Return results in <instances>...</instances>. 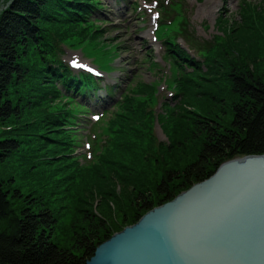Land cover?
I'll list each match as a JSON object with an SVG mask.
<instances>
[{
  "label": "trees",
  "instance_id": "1",
  "mask_svg": "<svg viewBox=\"0 0 264 264\" xmlns=\"http://www.w3.org/2000/svg\"><path fill=\"white\" fill-rule=\"evenodd\" d=\"M93 1L11 0L0 16V125L15 129L0 136V166L14 155H21L26 143L29 154L23 158L27 167L24 171L32 174L38 184L49 185L48 190L59 188L54 173L60 166L68 165L55 164L59 155L51 151L46 139L54 130L47 125L49 118L40 114V123L33 121V110L39 112L49 97L47 90L56 93L54 86L43 87V81L55 79L51 73L48 76L43 72L47 68L45 56L54 51V35L82 37V32H76L78 21ZM244 14L235 28L225 32L221 49L212 50L208 69L190 75L193 81L185 86L190 91L188 97L161 118L168 144L160 146V154L143 151L152 121H145L141 114L131 118L136 122L132 126H140L134 127L135 131L125 127L119 147L109 153L111 160L119 156L120 165L107 178L116 176L122 181L133 164L146 169L151 168L150 161L155 166H165L163 175L151 188L141 184L128 195L131 213L125 215V221L128 216L129 225L210 179L226 162L264 155V72H258L264 62V8ZM206 47L205 43L199 49L210 52L211 46ZM177 112L180 114L175 115ZM221 115L230 120H223ZM128 137L140 143L129 141L124 148ZM55 147L58 153L61 148ZM192 147V161L181 168L166 169L170 156L182 155ZM107 168L108 164L96 167L89 181L103 179L100 172ZM40 171L42 175L49 173L39 177ZM142 181H146L144 177ZM86 190L83 186L78 190L68 232L61 238L62 201L49 191L53 207L44 200L41 205V199L26 198L23 207L15 208L14 199H20L21 194L11 191L0 177V264H87L97 248L111 239L115 229L105 218L80 208ZM68 239L71 246L65 245Z\"/></svg>",
  "mask_w": 264,
  "mask_h": 264
},
{
  "label": "rangeland",
  "instance_id": "2",
  "mask_svg": "<svg viewBox=\"0 0 264 264\" xmlns=\"http://www.w3.org/2000/svg\"><path fill=\"white\" fill-rule=\"evenodd\" d=\"M10 2L11 0H0V16ZM109 2L110 0H102V4H97L103 9L92 18L88 13L80 16L81 19L78 21L80 26L76 32H82V37L68 35L61 38L54 35L55 38L52 40L58 50L61 49L60 44H64L60 41L68 40L61 51L67 61L71 59L78 64H84L82 58L86 57L70 49L74 46L81 47L78 50L108 67L110 74L118 78L116 90L110 88L114 93L105 100H99L98 107L101 108L93 109L89 103V100L94 103V96L97 98V91H101L100 85L94 93L89 92L88 98L80 94L65 93L61 89L58 73L43 69L44 74L55 76L54 80L43 81V87L54 86L56 93L47 90L50 93L49 97L44 100L39 112L33 110V121L40 123L38 116L40 114L41 117L49 118L47 125L54 130L53 133L51 131V134H46V139L51 151L59 155L55 164L68 165L66 168L60 166L54 173L59 188L48 190L49 185L38 184L32 174L24 171L27 167L24 166L23 158L29 154L26 143L21 155H14L9 162L0 166V177L8 183L11 191L17 190L21 194V200L14 199L15 208L23 207L26 198L33 201L41 199L40 204L44 203V200L47 206L53 207L54 202L49 191L62 201L64 215L61 219L62 228L59 230L61 238L68 232L77 192L82 186L87 190L81 209L83 207L84 210L105 218L109 225L114 227V235L132 226L129 225L128 216L127 222L125 221V215L131 213L128 195L141 184L151 188L153 182L158 181L163 175L165 166H155L152 161L150 169L133 164L129 166L127 176L122 181L116 176L107 178L109 173H113L111 170L120 165L119 156H113L111 160L109 153L113 154L119 147L124 128H132L135 131V128L140 126H132L136 123L131 119L134 114H141L140 116L147 122L152 121L151 131L148 132L150 134L147 133L148 141L142 148L143 151L145 149L160 154V146L168 144L161 118L166 116L170 109L180 106L188 97L190 91L185 86L193 81L190 75L208 69L212 50L221 49L225 32L241 22L245 15L244 11L255 12L264 8V0H124L120 2V4L126 2L122 17H116ZM137 2L140 6L136 8L132 4ZM150 17L154 20L152 25ZM184 30L189 31L188 37H191L195 44L203 45L205 41L210 42V52L205 54L199 52L197 47L191 48L190 43L180 35ZM53 32L57 33L56 30ZM176 48L187 52L190 60L179 58L173 50ZM187 61L188 64L185 63ZM89 66L94 67L91 64ZM258 72H264V62L259 65ZM88 91L84 94L86 95ZM93 111L103 114L104 117L89 134L88 128ZM221 118L230 120L229 116L221 115ZM13 130L14 126L0 125V136ZM131 135L134 136L132 133ZM134 140H136L134 137H128L124 148L129 141ZM136 141L140 143L139 140ZM55 146L61 148L58 153ZM194 151L192 147L182 155L170 156L166 162V169L183 167L193 160ZM147 159L149 158H146V161ZM107 164L109 168L100 172L104 178L90 182L95 168ZM47 173L49 171H45L43 175ZM65 173L70 176L68 179ZM43 175L40 171L38 176L44 177ZM143 177L145 182L142 181ZM91 183L94 185L91 186ZM65 242L66 240L63 243ZM71 244L70 239L65 243L69 246Z\"/></svg>",
  "mask_w": 264,
  "mask_h": 264
},
{
  "label": "water",
  "instance_id": "3",
  "mask_svg": "<svg viewBox=\"0 0 264 264\" xmlns=\"http://www.w3.org/2000/svg\"><path fill=\"white\" fill-rule=\"evenodd\" d=\"M87 264H264V155L226 162L113 235Z\"/></svg>",
  "mask_w": 264,
  "mask_h": 264
},
{
  "label": "bare ground",
  "instance_id": "4",
  "mask_svg": "<svg viewBox=\"0 0 264 264\" xmlns=\"http://www.w3.org/2000/svg\"><path fill=\"white\" fill-rule=\"evenodd\" d=\"M82 61L84 62V64H78V63H76V64L73 65L74 66V70L76 72L89 71L91 69L90 66H89V63H87L84 60V58H82ZM114 82H115V80L113 78H111V77L108 76V77L104 78V80H103V87L104 86H108V85H110V84H112ZM102 97H105V94L104 93L102 94Z\"/></svg>",
  "mask_w": 264,
  "mask_h": 264
}]
</instances>
